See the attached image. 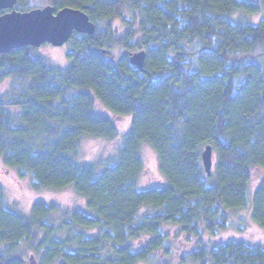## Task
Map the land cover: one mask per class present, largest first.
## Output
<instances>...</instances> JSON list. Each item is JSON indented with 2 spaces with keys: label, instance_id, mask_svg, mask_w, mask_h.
Instances as JSON below:
<instances>
[{
  "label": "trees",
  "instance_id": "trees-1",
  "mask_svg": "<svg viewBox=\"0 0 264 264\" xmlns=\"http://www.w3.org/2000/svg\"><path fill=\"white\" fill-rule=\"evenodd\" d=\"M49 3L83 10L96 31L73 33L67 67L33 46L0 53V84L14 80L0 96V160L35 191L73 186L86 207L38 201L21 214L0 186V264H264V245L220 239L230 211L251 207L264 228V18L246 17L264 0ZM139 50L143 69L130 61ZM87 137L121 140L101 169L77 159ZM144 143L160 185H140ZM174 237L197 247L177 258Z\"/></svg>",
  "mask_w": 264,
  "mask_h": 264
},
{
  "label": "rangeland",
  "instance_id": "rangeland-1",
  "mask_svg": "<svg viewBox=\"0 0 264 264\" xmlns=\"http://www.w3.org/2000/svg\"><path fill=\"white\" fill-rule=\"evenodd\" d=\"M50 4L49 0H30L31 8H42ZM247 19L253 23H257L264 18V9L261 13L253 15H246ZM113 30L117 34H122L125 31V26L120 19H116L112 23ZM69 42V41H68ZM65 43L62 46H53L51 44H44L38 48L37 53L54 64L62 67H67L70 64V59L67 54L71 50V45ZM123 53L122 49L115 50V54ZM14 83L13 79H8L0 84V96L6 101L9 100L11 94V87ZM96 110L99 112H106L105 109L97 102ZM131 116L118 117L117 123L122 132L127 131L130 125ZM120 139L116 141H108L102 138L87 137L83 140L77 159L81 162H90L97 164L101 169V163L108 158L116 155L117 148L120 144ZM142 157L145 162V172L141 177L140 185L142 187H150L160 185L164 181L163 175L159 170V161L156 152L146 143L142 145ZM0 186L3 187L7 193V201L14 211L21 214H28L30 206L38 201L46 203L55 202L63 207L77 206L85 209V199L77 194L73 186H68L63 190H49L44 189L40 191L33 190L29 179H19L14 170L5 167L0 160ZM230 225L228 229L221 232V240L237 239L243 240L252 245H264V228L257 226L251 217V207L230 211ZM173 240L178 249L177 258L182 254L189 252L191 249L197 247L196 242L188 241L186 237L176 238ZM208 241V239H205ZM174 260V264H179L178 259ZM156 264V263H144ZM197 264V263H191Z\"/></svg>",
  "mask_w": 264,
  "mask_h": 264
},
{
  "label": "water",
  "instance_id": "water-1",
  "mask_svg": "<svg viewBox=\"0 0 264 264\" xmlns=\"http://www.w3.org/2000/svg\"><path fill=\"white\" fill-rule=\"evenodd\" d=\"M18 0H0V53L14 49L33 46L36 48L48 43L62 46L67 43L74 32L93 35L96 24L81 9L64 7L56 10L51 4L42 8L20 11L16 9ZM146 51L130 53V61L140 69L144 68ZM203 164L207 174H212L214 152L208 145L202 153Z\"/></svg>",
  "mask_w": 264,
  "mask_h": 264
},
{
  "label": "flooded vegetation",
  "instance_id": "flooded-vegetation-1",
  "mask_svg": "<svg viewBox=\"0 0 264 264\" xmlns=\"http://www.w3.org/2000/svg\"><path fill=\"white\" fill-rule=\"evenodd\" d=\"M1 11H3V12L1 13V14H3V13H5V12H7L8 10H1ZM1 14H0V15H1Z\"/></svg>",
  "mask_w": 264,
  "mask_h": 264
}]
</instances>
